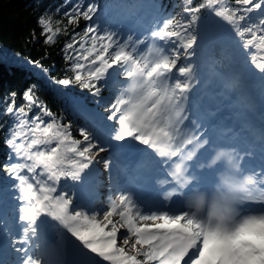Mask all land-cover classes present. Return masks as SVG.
I'll use <instances>...</instances> for the list:
<instances>
[{
    "label": "snow or ice",
    "instance_id": "6c2138e0",
    "mask_svg": "<svg viewBox=\"0 0 264 264\" xmlns=\"http://www.w3.org/2000/svg\"><path fill=\"white\" fill-rule=\"evenodd\" d=\"M205 10L218 25L228 30L230 40L239 43L241 50L251 51L257 40V47L264 46V0H235L231 8L220 7L216 0H207L203 6L189 5L183 8L186 24L169 17L153 34L156 38L171 37L177 43L184 38L187 43L183 47L189 49L198 43L212 48L215 41L209 29L195 27L203 19L200 13ZM57 12L67 20L63 28L54 31L46 16L38 20L45 43L51 44L57 34L68 35V26L79 28L80 22H85L80 32L73 30L63 51L65 58L72 61L75 81L99 97L104 91L102 83L111 87L107 80L110 70L129 59V44L125 40L117 41L114 32L100 35L99 29L90 26L88 22L101 12L96 0H65ZM254 12L259 13L258 23H249ZM126 39L146 47L139 38L133 40L129 35ZM70 83L69 79L59 81L60 85ZM35 91V87H29L22 94L27 110L25 106H15V93L11 94V102L4 110L14 124L5 135L9 158L3 171L16 181L13 185L17 201L15 218L22 225L19 235H13L11 228L6 234L13 250L19 253L18 264H44L29 254L32 239L39 233L38 221L42 215L58 222L83 249L89 250V255L97 254L111 264H264V210L232 228H205L185 211L170 213L147 207L142 210L122 190L118 197L110 200L109 209L102 212V220L90 212L73 209L72 196L60 194L57 184L62 179L83 183L87 170L95 163L90 152L98 154L106 144L112 147L115 141H119L115 146L120 149L130 147L135 141L137 148L145 146L142 151L148 152L152 136L145 131L146 125L141 127L142 119L137 113L125 112L113 102L107 105L108 115L97 128H81L78 130L81 139L72 138L70 125L58 123L54 114L39 103ZM32 108L40 111L28 119ZM45 116L51 122H47ZM40 146L45 150H38ZM187 182L188 177L179 166L175 173L160 179L157 184L164 192L162 202L181 199ZM2 224L0 221V226Z\"/></svg>",
    "mask_w": 264,
    "mask_h": 264
},
{
    "label": "rangeland",
    "instance_id": "374dc122",
    "mask_svg": "<svg viewBox=\"0 0 264 264\" xmlns=\"http://www.w3.org/2000/svg\"><path fill=\"white\" fill-rule=\"evenodd\" d=\"M219 5L220 7H224L225 2L222 1ZM217 10L220 9L217 8ZM125 11L126 10L122 8L118 13L111 10L102 12L101 14L99 13L94 17L93 23L95 26H100L102 29L113 30V27H115L118 32V36H116L117 41L125 40L129 44V59L117 65L120 68L121 74H111L112 70H110V75H108L107 80L111 88L115 87L114 95H116L117 99L126 100L128 103L126 106L124 105L125 103H123L120 108L125 112L133 111L137 113L142 119L141 127L146 125L145 131L152 136V140L147 145L148 152L142 151L145 146L137 148L136 145L138 142L135 141L131 142V146L128 147L130 150H141L143 156V162L141 164H143V168L140 170V173L144 174L150 168L158 171V162H156L153 153L155 155L158 151L161 142L170 141L172 139L171 131L173 126L170 119L174 116V113L171 114V112L165 110L164 107L168 97L174 93L175 97L173 102H178L183 97V92L189 85L202 83L203 86L213 91L220 82H223L226 85L235 84L232 88L231 96L237 94V96L242 99V102H249L246 96L242 94L243 89L236 84L238 81L236 78H233V72L241 69L242 72L246 71L252 73L247 74L248 76H257L261 65L264 64V50L260 48L261 46H256L259 45L258 40L254 42L251 51L247 48L241 50L239 43H233L230 40V33L228 30L218 25L216 39H218L221 44V58L223 59V63L219 64L218 62L216 63L215 59H210L208 52L211 50L203 43H198L196 46L189 49L183 47V44L187 43V40L184 38H181L180 43H177L171 37L156 38L153 33L160 23L157 18L161 16L153 7H138L127 15H125ZM177 14L179 18H184L183 11ZM250 19L249 23H252L255 19H259V13L254 12ZM197 25H200V28H202V24ZM195 27L193 31H195ZM139 32H141V36L137 37ZM144 34L146 36H144ZM129 35L133 37V40L139 38V41H143L146 47L142 46L137 41H127L126 38ZM150 37L153 39L152 41L149 40ZM161 41H163V44ZM157 48H159V50H157ZM137 49L140 50L137 51ZM133 52H135L134 56ZM239 61L244 64H240ZM117 66H114V69ZM222 66L225 67V71L222 70ZM156 72L163 74V79L155 77L156 82L153 79V83H146L147 77L155 76ZM226 89L227 87H222L219 95H222V92ZM223 101L225 102V100ZM219 102L218 99L215 101L209 100L207 107H212L213 104L217 106ZM80 105L84 106L82 103H80ZM192 105L174 106V112H183L186 108L192 109ZM85 108L88 111L91 110L88 107ZM248 108L252 110V107L247 106L242 112L245 111V113H250L251 111L248 110ZM92 114L96 119V123H99L102 115L94 111ZM44 119L46 120V116ZM153 119H156L155 124H151V120ZM239 119L248 121L247 118L241 116ZM13 124L14 120L12 122V125ZM160 126H162V129L157 130ZM117 143H119V141L113 142L112 147L106 144L104 150L100 152L101 156H99V159L106 158V162L109 163L107 169L101 166L99 169L95 170L92 165L91 168L87 170L83 183L72 182L70 180L65 181L62 179L57 184L60 194L62 195L71 191L73 209L78 210L79 208H84L88 210L89 208H96L95 210L101 211L102 213L104 210L109 209L110 200L113 199L114 196L118 197L121 194L125 178L123 177L122 168L116 162L118 147H116L115 144ZM52 146H55V144L53 143ZM38 150H45V148L40 146ZM149 153H151V155ZM89 155L91 156L90 153ZM94 160V165H97V159ZM89 162H91V160H89ZM100 165H102V163H100ZM118 166L119 168H117ZM106 170L109 171V174ZM38 171L42 170L38 169ZM141 174L137 172L131 178H140ZM122 177L123 179L121 180ZM14 184H16V181L11 179V187H6L4 193L0 196V221H3L2 226H0V264H18L17 257L19 253L13 250L14 246L10 245L11 240L6 234L7 229H5V212L11 209L13 210L12 224L15 229L13 235H19L20 226H22L15 218L17 215L15 211L17 201L15 199L16 192L13 188ZM123 194L125 195L124 191ZM140 207L143 210L144 207ZM114 219H118V217H114ZM38 224L39 233H37V238L32 239L29 254L34 258L41 254L46 256L44 264H63L65 261L63 238L67 231L62 226H59L58 222L52 221L50 218L43 215L38 221ZM57 232L60 234L59 238H56ZM53 241H55L54 244L52 243ZM37 244L40 245L39 248L35 247ZM118 244L122 245V241L118 240ZM94 258L96 264H111V262L103 261V258L98 257L97 254H94Z\"/></svg>",
    "mask_w": 264,
    "mask_h": 264
},
{
    "label": "trees",
    "instance_id": "16d2710c",
    "mask_svg": "<svg viewBox=\"0 0 264 264\" xmlns=\"http://www.w3.org/2000/svg\"><path fill=\"white\" fill-rule=\"evenodd\" d=\"M222 1L225 2L224 7L230 8L235 2V0H231V3L230 0H216L218 4ZM64 2L65 0H0V125H3L0 127V196L6 187H11V178L3 171V165L9 158L5 135L13 122V118L6 115L4 110L11 102L12 93H15V106L17 108L25 106L27 110L22 94L29 87H35L34 95L39 103L54 114L58 123L70 125V134L75 139H81L78 135L79 129L98 127L94 115L85 107L100 113L102 118L108 115L107 105L115 102L119 107V101L115 99L114 87L111 88L102 83L104 91L99 97L93 96L89 90L82 88L75 81L72 61L65 58L66 53L63 51L65 43L69 41L74 29L80 32L85 27V22L81 21L79 28H75L74 25L68 26V35L57 34L51 44L45 43L42 26L38 20L41 16H46L52 22L54 31L58 27L63 28L67 20L57 12V9ZM96 3L101 8L100 14L108 10L117 12L123 6L126 8L155 6L161 14L165 15H163L164 20L171 17L186 24L187 20L179 18L177 13L189 5H206L207 0H96ZM200 15L203 17L200 22L205 21V26L214 37L216 20L208 15L207 10ZM93 22L92 20L88 23L91 27L99 29L100 35H106L109 31L116 33L112 29L95 26ZM254 22L258 23V20ZM115 39L117 40L116 36ZM210 56L219 64L223 63L221 46L218 42H215L211 48ZM111 73L120 75V68L117 66ZM82 74L86 75V73ZM61 79H69L71 83L60 85ZM39 111V108H32L27 118H31ZM46 120L51 122L48 117ZM100 152L98 154L96 151L90 152L91 156L97 159L98 164H93L95 170L106 166V158L99 159ZM68 192L72 196L71 191ZM78 210L90 212L97 215L98 219H103L101 211H88L84 208ZM5 220V229L8 231L11 228L13 232L12 209L5 212ZM59 237L60 234L57 232L56 238ZM10 244L12 245V242ZM45 258L46 256L40 255L37 260L41 259L44 262Z\"/></svg>",
    "mask_w": 264,
    "mask_h": 264
},
{
    "label": "bare ground",
    "instance_id": "6f19581e",
    "mask_svg": "<svg viewBox=\"0 0 264 264\" xmlns=\"http://www.w3.org/2000/svg\"><path fill=\"white\" fill-rule=\"evenodd\" d=\"M257 20V19H255ZM197 29H199L198 26H196ZM141 36V32L137 34V37ZM145 36V35H144ZM152 39L151 37L149 40ZM262 50H264V46L260 47ZM182 52V51H181ZM182 54V53H181ZM240 62V61H239ZM239 64L238 62H236ZM240 64H244L243 62ZM247 74H252L250 72L246 71H234L233 72V78L238 81L236 82L237 85L243 88V95L248 96L251 95L252 98L251 100L257 101L261 103V106H263L264 109V64L262 67H260L258 75L257 76H250L247 77ZM160 75V74H157ZM244 76V79H242ZM154 77L150 76L147 77L146 83H153ZM155 81V80H154ZM235 85V84H234ZM233 84L231 85H226L223 82H220L217 88L213 91L208 89L207 87L203 86L202 83L197 84V85H189L185 92L183 98L178 102L180 105L185 106L189 102L193 103L192 108L195 107V112H199L202 114H205L206 112H209V109H207L206 104L208 103L209 100L215 101L218 99V101H223L225 100L224 103H220L216 108H213L211 111L210 116L215 117L209 120L208 126L204 127L205 132H211L212 129L220 127V124H217L218 122H222L224 119L225 120H233L236 115V111L233 108V104L235 101H239L240 106H243L241 103V98L239 96L233 95L231 96L232 88L234 86ZM222 87H227V89L222 92V95L220 94V89ZM174 93L172 94L173 97ZM219 95V96H218ZM173 105H175L173 103ZM188 109V108H186ZM215 109V110H214ZM210 111V112H211ZM90 112V111H89ZM194 112V113H195ZM256 113V112H255ZM178 112L175 113V116H177ZM182 116H186L189 119L193 120L196 117L195 115H192L191 113H181ZM202 119L203 115L200 116ZM245 118L248 119L250 124H252V128L254 130L260 131L264 133V111L261 114H254L253 112L246 113L244 116ZM197 118V117H196ZM220 118V119H219ZM187 120V119H184ZM173 123V133H172V139L170 141L166 142H161L159 145L160 148H158V151L153 153L154 158L157 159L159 163V168L161 169L158 172L153 171L152 169L150 170V174L148 176L144 175V181L149 182V188L150 191L147 192V195H151L152 192H158L161 191L159 185L157 184L160 179L164 178L166 175H172L173 173L176 172L177 166H179L180 171L182 173H186V169L188 167V160L189 157L196 153L197 150H199L209 139L208 135H201L198 129L199 125H190V129H184L181 126V123L179 121V118L173 117L171 119ZM244 121H240L238 124L241 125ZM133 154H140L141 150H136L132 151ZM135 157V156H134ZM134 157L131 159V162L133 161ZM119 163H121L120 159H117ZM140 169H142V166L140 165ZM155 183V184H154ZM131 184V181L128 180L126 187ZM154 184V185H153ZM152 189V190H151ZM173 202L177 201L176 198L172 199Z\"/></svg>",
    "mask_w": 264,
    "mask_h": 264
},
{
    "label": "clouds",
    "instance_id": "9594fccd",
    "mask_svg": "<svg viewBox=\"0 0 264 264\" xmlns=\"http://www.w3.org/2000/svg\"><path fill=\"white\" fill-rule=\"evenodd\" d=\"M222 158L224 169L215 172L207 187L197 178L189 177L181 194L184 211L205 228H232L253 215L242 214V207L256 198L253 191L257 183L255 175L245 172L240 161L225 149L214 155L212 163H219ZM261 196L264 197V193Z\"/></svg>",
    "mask_w": 264,
    "mask_h": 264
},
{
    "label": "water",
    "instance_id": "95a60500",
    "mask_svg": "<svg viewBox=\"0 0 264 264\" xmlns=\"http://www.w3.org/2000/svg\"><path fill=\"white\" fill-rule=\"evenodd\" d=\"M65 261L63 264H96L94 254H88L70 233L64 238Z\"/></svg>",
    "mask_w": 264,
    "mask_h": 264
}]
</instances>
